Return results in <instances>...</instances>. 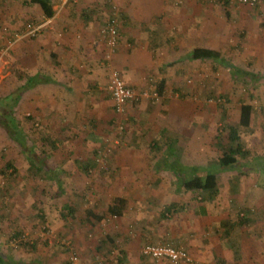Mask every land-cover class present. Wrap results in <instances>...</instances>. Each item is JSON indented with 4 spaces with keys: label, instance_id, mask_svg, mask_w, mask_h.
<instances>
[{
    "label": "rangeland",
    "instance_id": "1",
    "mask_svg": "<svg viewBox=\"0 0 264 264\" xmlns=\"http://www.w3.org/2000/svg\"><path fill=\"white\" fill-rule=\"evenodd\" d=\"M98 1L112 13L110 4ZM135 1L141 0H113L112 4L121 16L119 3ZM50 2L56 9L67 4ZM145 2L149 13L155 11L146 22V50L151 58L144 71L146 85L128 86L147 91L148 97L141 99L145 101L141 109L128 105L123 131L118 132L119 117L108 101L96 103L86 96L82 106L71 103L67 108L72 119L77 118L73 122L68 120L70 113H61L51 123L43 121L33 112L27 90L13 108L14 120L27 143L45 155V166L60 181V196L54 195L56 180L31 168L25 153L0 128V247L11 264H68L70 247L81 264H118V259L121 264H169L166 259L143 256L141 248L147 243L181 247L191 259L189 264H264V0H255L253 5L238 0H229L227 5L225 0ZM42 20L39 7L28 0H0V98L26 83L27 51L34 47L37 35L24 33L27 23ZM188 27L196 32L190 46L185 43ZM178 28L185 31L180 34ZM195 45L218 50L229 63L195 61L190 72L180 74L166 72V68H161L164 72L156 70L164 50L169 54L163 59L173 61L175 55L186 54ZM118 49H123L121 44ZM125 49L131 51L133 46ZM112 57L110 54L101 64L107 73L109 68L116 69ZM162 73L172 84L177 78L181 82L164 85L162 93L170 97L152 102L150 91H157ZM242 103L251 104L253 112L249 126L239 127L240 142L256 169L239 175L222 168L217 173L216 195L207 199L196 193L185 198L190 207L200 200L208 207L204 219L211 222L197 229L200 237L195 236L192 218L184 211L186 203L174 188L180 177L171 171L168 179L161 176L155 167L161 151L152 144L162 147L168 132H181L179 141L185 145L196 142L191 154L184 153L185 159L206 155L215 162L220 147L228 144L226 125L237 126ZM86 162L87 167L82 168ZM139 164L147 169L131 168ZM174 194L178 211L166 212ZM117 197L126 204L114 215L108 207ZM63 204L73 209L71 215L62 210ZM88 210L94 216H89ZM194 239L207 241L205 251H199L202 261L192 257L186 247L194 244Z\"/></svg>",
    "mask_w": 264,
    "mask_h": 264
},
{
    "label": "crops",
    "instance_id": "2",
    "mask_svg": "<svg viewBox=\"0 0 264 264\" xmlns=\"http://www.w3.org/2000/svg\"><path fill=\"white\" fill-rule=\"evenodd\" d=\"M51 4L54 9L52 17L44 18L40 10V16L43 18V22H41L43 27L34 41V47L27 51V60L25 64L28 77L27 80H37V82L33 84L34 86L27 90L28 97L31 99V105L33 106L32 110L33 112L37 111L38 116L47 123L57 121V117L61 113H70L67 108L70 107L71 103H77V105L82 106V103H84L83 97L85 96L89 99H94L96 103L108 101L112 105V101L108 98V93L105 88L108 81V73L101 65L103 61L106 62L107 53L105 52H107V50H105L104 44L102 43L103 41L100 37V28L111 15L107 7L108 5L102 4L101 1L98 0H79L77 3H67L56 9L57 6L53 3ZM119 7L121 8V16L118 19V47L119 44H121V48L123 47V49L117 48L116 51L111 53L113 54V63L115 62L116 69L120 70L123 75L122 78L127 85H136V87L139 86L141 88L143 85H146V74L144 71L146 69L148 70L147 65L151 59L146 50L148 45L146 41V36L148 34V31H146V22L153 16L155 11L153 10L149 13V8L145 0L130 3L126 2L123 4L119 3ZM181 31L184 32L185 30L178 28V33L181 34ZM187 34L188 42H185V40L183 42L189 44V46L191 44L194 45L195 36L192 35H196L195 29H189L188 27ZM178 38L177 39L181 41V35ZM127 45L133 46V50L126 51L125 48ZM167 51L168 50H164L159 54L161 60H159L156 70L159 68L160 71L164 72L165 70L161 68H166V72L172 70L173 73L178 72L177 74H180L184 71L190 72L193 68V66H190L191 63L202 61L190 59L188 57L189 51L186 54L178 53L177 56L175 55L173 61H169L163 59L168 57L169 53ZM110 60L111 58L109 61ZM137 65H139L140 68L137 67ZM162 74L163 76L159 77V80L163 79L164 85H168V83L172 84V81L168 82L166 75L164 73ZM177 79L179 81H174L172 85L181 82L180 78ZM75 99L76 101L73 102L72 100ZM133 105H137L138 109H141L145 106V101L140 100ZM111 110L114 112L113 105ZM32 114L36 115L34 113ZM174 116L176 117V115ZM178 117L183 116L178 115ZM191 118L193 119V117ZM68 120L69 122H73L76 121L77 118L75 117L72 119L70 113ZM180 134L176 131L168 132L166 136L168 137V139L166 138L168 141L166 142L169 144L173 153L178 156L181 164L187 166L198 164L200 166H206L214 162H210L211 160L206 155H203V158L199 159H185L183 156L184 153L191 154L193 150H195L196 142H189L188 145H185L184 142L179 141L181 137ZM205 142L206 138H204V143ZM210 142V144H212V141ZM200 143L201 146L204 144L202 141H200ZM162 147V150H164L165 145H162ZM159 163L158 161V163L155 164L156 169L158 170L160 167V173L162 172L161 176H166L168 179L167 172L169 170H166L165 167ZM131 168L134 170H141L147 169V166L144 168V166L139 164L133 165ZM180 193L186 203L185 206H187L184 211L187 213V217L192 218L191 220L195 225L194 229L196 230L193 232L195 236L200 237L201 233H199L200 231L197 229L211 222V220L204 219L207 218L206 216L209 213L206 202L200 200V202H197L198 204L196 203V205L190 207L188 205L189 201L186 199H190L192 196H195L196 193L188 191H180ZM175 196L174 194V198H171L172 203L176 201ZM190 234L188 236H191ZM182 239L184 240V238ZM205 242L207 241L194 239V244L189 243L185 246L192 257L198 259V261H202V255L199 251H203L206 248V245H204L206 244ZM4 258L10 262L9 258Z\"/></svg>",
    "mask_w": 264,
    "mask_h": 264
},
{
    "label": "trees",
    "instance_id": "3",
    "mask_svg": "<svg viewBox=\"0 0 264 264\" xmlns=\"http://www.w3.org/2000/svg\"><path fill=\"white\" fill-rule=\"evenodd\" d=\"M105 2V1H104ZM226 5L229 0H225ZM29 4H36L40 7L42 15L44 18H50L54 14V9L52 8V4L50 0H28ZM107 3V2H105ZM188 57L190 59L195 60H212L217 63L223 64L228 60L222 56V54L213 48L208 46H193L189 50ZM229 63V62H228ZM230 67L234 69L232 64H229ZM235 72V70H233ZM37 80L29 79L22 85L21 87L16 88L15 91H12L0 98V128L4 131L6 136L14 143L20 147L21 151L25 153L29 166L34 170H38L43 172V176L50 180H56L57 189L54 193L55 196H60L63 193L62 185L58 183L57 176L54 174V171L45 166L44 156L35 152L34 146L29 145L20 129L18 124L14 120L13 116V108L15 107L19 97L21 94L32 88L34 83ZM164 87V80L160 79L157 83V92L161 95L162 89ZM218 106H221V103L218 102ZM253 112V107L249 103H242L239 106L238 111V121L237 126L235 124L230 125L228 123L227 131H226V139L228 144L226 146H221V155L216 159L215 162L210 163L206 166L200 165H192L187 166L181 164L179 162L178 156H176L172 149H170L169 144H165L164 150L163 147L158 146L157 143L152 144V148L161 151V157L158 160L160 165L164 166L166 170L171 171L175 175H179V180L175 183V190L191 192V193H201L204 194L207 199L212 198L218 192V181H217V173H220L222 168H231V170H235L237 174L242 175L250 170L256 169L250 163L251 157L248 155L249 151L244 148L242 143L240 142V131L239 127L246 128L249 126L251 121V115ZM218 141L220 138H217ZM168 145V146H167ZM244 159H247L248 165L244 163ZM88 163H83L82 168H86ZM6 167H11L10 163H6ZM217 168V170H215ZM160 170V167L158 168ZM162 170V169H161ZM214 170L216 172H214ZM222 172V171H221ZM55 182V181H54ZM126 204L125 199L123 198H114L113 202L108 207V212L119 215ZM177 203H171L166 206L165 210L169 213H175L177 209ZM62 210H65L67 215H71L73 213V209L67 205H62ZM89 216H94L89 210L87 211ZM61 215L63 218H66V214L61 211ZM241 222L244 223L245 219L242 218ZM15 232L14 236H17ZM12 237V236H11ZM112 241V240H111ZM22 244V243H21ZM122 254V253H121ZM2 254L0 250V264H11L8 262ZM122 260L118 259V264H121Z\"/></svg>",
    "mask_w": 264,
    "mask_h": 264
},
{
    "label": "built area",
    "instance_id": "4",
    "mask_svg": "<svg viewBox=\"0 0 264 264\" xmlns=\"http://www.w3.org/2000/svg\"><path fill=\"white\" fill-rule=\"evenodd\" d=\"M71 0H62V3H69ZM113 0H105L108 4L111 5L112 13L106 19L103 26L100 29V34L108 46L109 50L107 51V58L109 55L118 48V19L120 13L118 9L112 4ZM241 3H247L253 5L255 0H238ZM25 36L34 37L38 35L42 28V24H34L33 22L27 23ZM106 64V63H105ZM106 91L109 94V97L112 101L113 110L119 117V122L117 125L118 132L123 131L124 123L126 119V112L128 105H133L138 103L142 98L148 97L147 91H140L136 88L126 85L120 73L115 68H109L108 70V81L106 84ZM150 98L152 102L158 101L163 97H170V94L167 93L161 95L156 91H150ZM68 255V264H81L78 254L73 248L70 247ZM141 254L145 257H148L152 260L159 261L161 259H166L169 264H189L191 259L188 256L185 249L181 247H175L169 244H154L147 243L144 244L141 248Z\"/></svg>",
    "mask_w": 264,
    "mask_h": 264
}]
</instances>
